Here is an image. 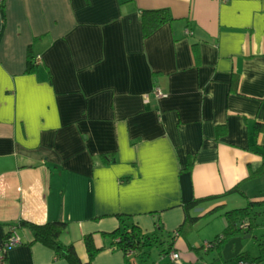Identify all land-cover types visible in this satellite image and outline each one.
Returning <instances> with one entry per match:
<instances>
[{
    "label": "crops",
    "instance_id": "crops-1",
    "mask_svg": "<svg viewBox=\"0 0 264 264\" xmlns=\"http://www.w3.org/2000/svg\"><path fill=\"white\" fill-rule=\"evenodd\" d=\"M150 9H168L173 21L144 39ZM29 57L40 58L30 73ZM256 123L264 124V0H6L0 244L20 221L62 220L61 240L83 262L92 235L103 247L93 264H127L103 235L125 215L124 225L173 241L180 264H209L216 252L202 251L192 231L172 236L195 199L215 197L191 213L222 220L223 230L222 212L264 200V174L250 178L264 156ZM236 186L246 198L229 193ZM17 232L22 244L7 264H70L33 243L29 228Z\"/></svg>",
    "mask_w": 264,
    "mask_h": 264
},
{
    "label": "trees",
    "instance_id": "trees-1",
    "mask_svg": "<svg viewBox=\"0 0 264 264\" xmlns=\"http://www.w3.org/2000/svg\"><path fill=\"white\" fill-rule=\"evenodd\" d=\"M173 21V17L168 9H150L143 10L141 13V26L142 36L144 39L151 36L163 25ZM37 64L35 58L29 57L26 72H33L36 70ZM264 132V124L256 123L254 127V133L258 134ZM104 158H106L104 156ZM193 165L192 160H188L186 168L190 169ZM264 174V156L262 165L256 169L251 170L250 178ZM229 193H239L241 196H246L240 190L239 186H236ZM215 198V197H212ZM212 198L195 199L183 206L185 211V220L183 224L178 228L176 232L183 236H188L192 231L194 225L201 219L194 216L191 212L194 208L202 204L203 202ZM222 207H217L206 216L221 212ZM226 220V227L222 233L218 234L213 240L205 241L211 244V247L205 253L209 251H215L216 256L209 264H237L240 260L247 261L251 264H264V240H259L253 235V232L261 225H264V200H248L247 205L241 208H235L226 210L221 213ZM123 226L111 233H104V236H109L113 240V245L119 248L125 255L127 264H132L129 259V255L139 258L141 262H148L151 258L150 248L156 243L159 235L155 233H143L142 229L137 224L126 226L125 221L129 216L118 215L117 216ZM242 222H247V229H241ZM67 222L62 220H55L45 223L43 225H35L26 221H20L15 227L23 228L27 227L32 231L34 240L33 243H41L55 251L57 256L61 259L67 260L70 264H93L94 259L103 247H97L93 236L87 235L85 237V245L88 253V260L83 262L73 245H65L61 237L67 230ZM243 235H250L257 239L258 254H253L250 251H243L239 255L231 260L226 261L223 257V249L225 245L232 239L237 237H243ZM171 235H167L169 239ZM173 238H176L173 234ZM171 237V238H172ZM172 238V239H173ZM160 239V238H159ZM167 239V240H168ZM164 242V241H163ZM162 242V243H163ZM173 241H169L168 247L162 253H169L171 250H175L173 247ZM202 251L204 246L200 248ZM165 264H172L167 262Z\"/></svg>",
    "mask_w": 264,
    "mask_h": 264
},
{
    "label": "rangeland",
    "instance_id": "rangeland-1",
    "mask_svg": "<svg viewBox=\"0 0 264 264\" xmlns=\"http://www.w3.org/2000/svg\"><path fill=\"white\" fill-rule=\"evenodd\" d=\"M221 223H223L222 220L214 217L201 219L192 230L191 237H196L197 239H199L198 242L200 244L202 243L203 245L205 241H210V238L213 240L217 234L222 232L224 227H221ZM253 235L259 238V240H264V225H261L258 229H256L253 232ZM244 236L246 235H243V237ZM157 243L158 244H153V246L150 248L151 258L148 261V264H165L167 262H171L168 257L164 258L162 253L168 247V245H163L160 242ZM243 249L245 251H250L255 255L258 254L257 239H255L254 237L244 239ZM204 258L206 260H209L211 256L204 255Z\"/></svg>",
    "mask_w": 264,
    "mask_h": 264
},
{
    "label": "built area",
    "instance_id": "built-area-1",
    "mask_svg": "<svg viewBox=\"0 0 264 264\" xmlns=\"http://www.w3.org/2000/svg\"><path fill=\"white\" fill-rule=\"evenodd\" d=\"M5 2H6V0H0V10L3 9ZM188 32H189L188 34H192L190 31H188ZM38 60H40L39 57L37 60H35V62H37ZM155 93H156L157 97L163 96L162 92L159 89H156ZM247 227H248L247 222H242L240 225L241 229H247ZM174 236L179 237V233L175 232ZM21 244H22V239L17 232V228L11 227L9 229L7 235L3 239L2 243L0 244V264H7V257H8L9 251H11L13 248H15ZM203 246H204L203 251L206 252L211 247V244L204 242ZM129 256H131V255H129ZM163 257L164 258L168 257L172 264H180V260H181L180 254L176 250H171V251H169V253H163ZM201 264H208V263L202 262ZM237 264H251V263L244 261V260H240Z\"/></svg>",
    "mask_w": 264,
    "mask_h": 264
},
{
    "label": "water",
    "instance_id": "water-1",
    "mask_svg": "<svg viewBox=\"0 0 264 264\" xmlns=\"http://www.w3.org/2000/svg\"><path fill=\"white\" fill-rule=\"evenodd\" d=\"M251 238L250 235L237 237L230 240L223 249V257L226 261L236 258L243 249V239Z\"/></svg>",
    "mask_w": 264,
    "mask_h": 264
}]
</instances>
